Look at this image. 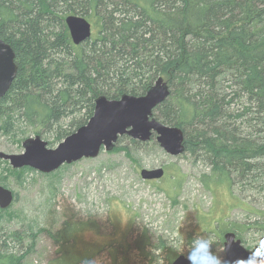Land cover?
<instances>
[{
  "label": "trees",
  "instance_id": "trees-1",
  "mask_svg": "<svg viewBox=\"0 0 264 264\" xmlns=\"http://www.w3.org/2000/svg\"><path fill=\"white\" fill-rule=\"evenodd\" d=\"M57 1L0 0V39L12 47L17 65L15 80L0 99L2 128L11 132L10 114L19 111L26 124L41 127L34 131L40 136L43 126L60 122L65 113L61 103L70 106L73 96L77 99L72 108H88L81 115L84 118L100 95L109 99L123 94L140 96L149 83L162 77L169 95L156 112L167 125L183 129L188 152L203 151L213 172L233 171L242 179L261 173L258 162L264 158V137L258 134L264 132V0H116L117 4L105 0L111 6L109 11L104 7L106 16L96 14L102 0H84L85 9L71 7L55 15ZM69 14L84 17L96 34L87 51L74 55L71 67L75 73L63 78L66 90L55 94L49 91L51 78L40 80L38 72L25 77L23 72L30 59L34 60L27 67L31 70L40 69L45 61L52 65L46 46L53 20L60 29L54 44L78 48L63 21ZM124 74L142 88L126 84ZM238 122L251 131L248 136L236 133ZM258 125L262 128L252 131ZM218 180L214 184L219 185ZM116 227L113 223L114 230ZM74 232L77 229L72 231L66 223L51 235L58 251L49 264L90 262L97 253L94 244L76 246ZM219 232L217 237L223 243L225 232ZM99 244L101 249H110L113 264H117L123 240L107 239ZM174 258L171 256L169 264ZM23 260L24 255L10 254L0 257V264H22Z\"/></svg>",
  "mask_w": 264,
  "mask_h": 264
},
{
  "label": "rangeland",
  "instance_id": "rangeland-1",
  "mask_svg": "<svg viewBox=\"0 0 264 264\" xmlns=\"http://www.w3.org/2000/svg\"><path fill=\"white\" fill-rule=\"evenodd\" d=\"M113 3L118 2L113 0ZM71 7L83 10L85 2L58 0L53 10L57 15L59 11ZM104 7L109 11L111 6L102 0L96 14L106 16ZM50 17L54 18V14ZM50 25L46 53L52 58V65L46 64L50 61H45L41 70H31L27 67L34 60H27L23 76H36L38 72L37 76H42L38 77L40 80L51 78L48 81L49 91L56 94L61 89L66 90L63 78L69 72L75 73L71 67L74 55L88 50L96 32L93 31L89 40L75 45L78 48L74 50L60 43L54 44L53 39L59 36L60 29L57 28V20ZM107 60L112 61V58ZM124 76L126 84L142 88L135 84V80ZM156 80L149 83L143 94ZM61 99L64 102L66 96ZM72 99L75 101L77 98L73 96ZM61 105L65 113L60 122L51 127L43 126L44 132L41 130V139L47 142L50 149L56 148L67 136L85 125L91 117L86 119V116L93 112L89 111L83 118L81 115L88 108L76 111L71 105L69 108L64 103ZM157 108L153 117L167 125L162 115L156 112ZM187 115L188 112L183 118ZM10 117L11 132L2 128L0 121V152L20 154L23 152V141L38 136L34 131H39L41 127L37 129L31 122L26 124L20 119L19 111L11 113ZM237 126L239 136L251 133L245 124L238 122ZM260 128L258 125L252 131ZM179 129L183 133L184 151L176 157L166 154L156 141L157 135L153 134L147 141L119 137L110 151L103 149L95 158L64 163L48 174L29 167L16 169L9 161L0 159V186L12 193L11 204L5 209L0 208V257L24 255L22 264H49L58 251L51 235L67 223L72 231L77 229L78 233L74 232L75 237L72 236L76 246L94 244L97 251L89 263L80 264H113L110 249H101L99 243L114 238L123 240L122 247L127 250L119 251L117 264H169L173 255L175 258L180 255L187 257L189 245L197 237L210 239L214 255L226 264L223 243L217 235L220 230L226 232L227 229L234 230L248 252L258 249L262 253L260 258H264V178L261 176L264 175V158L258 162L262 170L257 177L242 179L235 172L228 173L223 169L213 172V165L203 151H187L183 129ZM258 136L264 137V132ZM158 168L164 172L161 179H141L142 169ZM214 175L220 178L217 179L221 182L219 185L214 184L217 182ZM228 180L231 185H227ZM113 223L117 226L116 230ZM212 223H219V228L213 229L215 226ZM181 240L183 243L176 246ZM84 257L87 255L84 254Z\"/></svg>",
  "mask_w": 264,
  "mask_h": 264
},
{
  "label": "water",
  "instance_id": "water-1",
  "mask_svg": "<svg viewBox=\"0 0 264 264\" xmlns=\"http://www.w3.org/2000/svg\"><path fill=\"white\" fill-rule=\"evenodd\" d=\"M73 45H80L90 39L91 24L82 16L68 15L64 19ZM17 74L15 53L12 47L0 39V99L9 91ZM169 95V88L163 78H158L140 96L121 95L117 99L99 96L94 101L92 116L87 123L67 136L56 148L47 147L40 136L23 141V152L4 154L0 159L9 161L13 168L29 167L43 174L55 171L62 164L73 163L82 158H95L101 150L110 151L119 137L147 141L155 134L156 141L171 157L183 153V133L178 127L167 126L153 117V111ZM164 176L162 168L142 169V180L154 181ZM12 202V193L0 186V208H7ZM224 263L233 264L237 259H246L248 252L233 231L223 234ZM171 264H187L186 257L177 256ZM264 264V258H259Z\"/></svg>",
  "mask_w": 264,
  "mask_h": 264
},
{
  "label": "clouds",
  "instance_id": "clouds-1",
  "mask_svg": "<svg viewBox=\"0 0 264 264\" xmlns=\"http://www.w3.org/2000/svg\"><path fill=\"white\" fill-rule=\"evenodd\" d=\"M182 243L183 241L181 240L176 246ZM261 255L262 253L257 249L250 253L246 259H237L233 264H259ZM186 260L187 264H223V262L214 255L211 240L203 237H197L191 241Z\"/></svg>",
  "mask_w": 264,
  "mask_h": 264
}]
</instances>
